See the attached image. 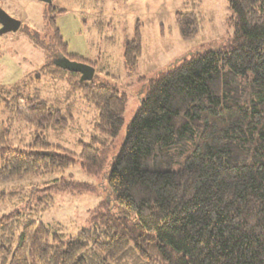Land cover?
Returning <instances> with one entry per match:
<instances>
[{
  "label": "trees",
  "instance_id": "trees-1",
  "mask_svg": "<svg viewBox=\"0 0 264 264\" xmlns=\"http://www.w3.org/2000/svg\"><path fill=\"white\" fill-rule=\"evenodd\" d=\"M227 3L229 42L149 79L121 139L127 96L114 85L82 82L49 59L0 82V183L43 182L24 194L0 190V206L14 205L0 215V264H264V0ZM174 16L181 38L198 35L195 12ZM52 28L49 50L95 66ZM141 52L137 23L123 51L130 73ZM46 78L67 88L49 97ZM82 108L93 111L75 152L62 141ZM77 160L102 176L106 198L69 236L33 218V205L45 208L57 192L96 193L68 173ZM43 184L48 193L36 197Z\"/></svg>",
  "mask_w": 264,
  "mask_h": 264
},
{
  "label": "rangeland",
  "instance_id": "rangeland-1",
  "mask_svg": "<svg viewBox=\"0 0 264 264\" xmlns=\"http://www.w3.org/2000/svg\"><path fill=\"white\" fill-rule=\"evenodd\" d=\"M0 7L12 18L21 20L16 32L0 35V82H14L39 69L46 60L54 62L56 58L65 56L61 51L49 50L53 47L49 45L52 27H55L69 53L95 62L94 82L114 85L127 96L120 139L141 103L149 79L193 52L224 46L233 35L227 0H52L51 3L0 0ZM182 10L195 12L201 20L200 31L191 40L181 38L175 23V12ZM137 23L142 36V52L136 70L130 73L124 64L123 51ZM35 32L40 42L33 41L37 35ZM52 81L44 79L41 85L44 93L49 97L61 95L67 83L64 80ZM81 111L75 120L78 122L73 123L71 132L62 141L65 147L75 152L79 151V146H76L79 137L87 141L85 135L90 126L86 120L93 109L82 108ZM68 173L74 180L94 184L96 193H53L45 208L41 203L33 205L32 217L75 236L86 225L90 211L106 196L102 176L85 174L79 160ZM40 183L38 179L25 183H0V190L12 186V189H17V194H24L31 185ZM48 184H43L44 188L36 197L48 193L45 189ZM13 209L14 205L7 202L0 206V215Z\"/></svg>",
  "mask_w": 264,
  "mask_h": 264
},
{
  "label": "water",
  "instance_id": "water-1",
  "mask_svg": "<svg viewBox=\"0 0 264 264\" xmlns=\"http://www.w3.org/2000/svg\"><path fill=\"white\" fill-rule=\"evenodd\" d=\"M51 3L52 0H41ZM21 26V20L14 19L0 7V35L8 32H16ZM54 64L62 69L80 74V81H91L94 76V67L88 63L71 60L66 56L56 58Z\"/></svg>",
  "mask_w": 264,
  "mask_h": 264
}]
</instances>
